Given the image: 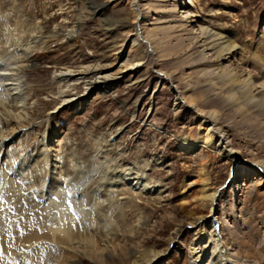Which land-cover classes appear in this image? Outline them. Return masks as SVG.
<instances>
[{
	"label": "rangeland",
	"instance_id": "obj_1",
	"mask_svg": "<svg viewBox=\"0 0 264 264\" xmlns=\"http://www.w3.org/2000/svg\"><path fill=\"white\" fill-rule=\"evenodd\" d=\"M184 1L191 23L176 18ZM148 5L152 11L147 14ZM97 6L102 9L94 12ZM29 7L41 24L38 36L47 42L25 72L30 84L45 90L31 101L42 104L33 116L43 121L21 132V145L36 144L42 133L57 130L67 148L91 147L119 131L125 159L137 153L151 165V176L167 187L161 200H139L150 226L136 238H125L126 247L167 251L163 264H189L195 237L189 223L209 216L208 206L197 207L193 200L205 182L209 192H216L220 241L233 264H264V189L241 186L246 172L232 178L239 164L255 165L264 173V110H240L235 105L238 91L227 94L229 78L246 71L255 83L264 84V0H141L136 26L144 42L137 48L124 47L135 25L105 24L130 21L127 0H33ZM201 29L205 34H199ZM68 32L76 33L71 41L62 38ZM125 62L140 66L126 72L112 90L94 91L87 100L78 99L75 108L57 107L60 101L50 94L57 89L51 82L54 73L73 70L92 81L99 70L111 73ZM79 83L65 95L82 96L85 83ZM176 93L185 97L182 109L175 107ZM189 103L212 117L233 155L206 147L184 154L181 139H198V118L186 111Z\"/></svg>",
	"mask_w": 264,
	"mask_h": 264
},
{
	"label": "bare ground",
	"instance_id": "obj_2",
	"mask_svg": "<svg viewBox=\"0 0 264 264\" xmlns=\"http://www.w3.org/2000/svg\"><path fill=\"white\" fill-rule=\"evenodd\" d=\"M127 1L130 21L105 24H109L108 27L116 24V28L123 29L129 22L135 25V34L126 37L124 47L137 48L144 42L136 26L141 0ZM30 4L33 0H0V264H83V261L163 264L167 251L126 247L125 238H136L142 227L150 226L149 220L141 214L139 200L144 196L161 200L167 187L164 181L151 176V165L139 159L137 153L130 161L125 159L121 132L105 141L98 139L91 147L67 148L63 134L57 130L42 133L36 144L21 145V132L43 121L33 116L35 107L42 104L31 101L38 90H45L43 85L30 84L25 72L35 53L47 42L38 36L42 32L41 24L29 12ZM186 4V1L182 3L176 18L191 23ZM98 9L101 10V6L94 8V12ZM146 11L147 14L152 11L149 5ZM146 13H140L143 21H149ZM199 34H205L204 29ZM75 35L68 32L62 38L71 41ZM58 36L57 33L55 37ZM122 46L119 49L122 50ZM230 49L225 50L230 52ZM139 66V63L125 62L111 73L101 69L92 81L85 80L77 71L65 69L52 76L51 82L57 89L50 94L60 101L57 107L75 108L81 104L78 99L83 102L94 91L112 90L126 72L135 71ZM229 79L227 94L238 91L235 105L240 110L247 106L253 107V111L264 110V84L255 83L254 76L247 71ZM79 82L85 83L83 95L67 97L65 93ZM184 103L185 97L176 93L175 107L182 109ZM186 111L193 112L199 124L198 139H181L179 148L184 154H194L206 147L233 155L210 115L199 111L193 103H189ZM239 172H246L241 186L264 189V173L260 168L239 164L234 167L232 178H237ZM207 188L202 182L201 195L193 198L197 207L208 206L209 216H197L189 223L195 231L189 264H233L220 241L215 217L216 192H209ZM236 189L239 186L233 187L234 192Z\"/></svg>",
	"mask_w": 264,
	"mask_h": 264
}]
</instances>
